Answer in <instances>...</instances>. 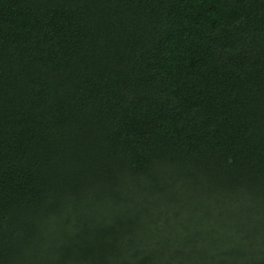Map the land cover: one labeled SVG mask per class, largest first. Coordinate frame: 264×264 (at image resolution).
<instances>
[{"label":"trees","instance_id":"1","mask_svg":"<svg viewBox=\"0 0 264 264\" xmlns=\"http://www.w3.org/2000/svg\"><path fill=\"white\" fill-rule=\"evenodd\" d=\"M0 264H264V0H0Z\"/></svg>","mask_w":264,"mask_h":264}]
</instances>
